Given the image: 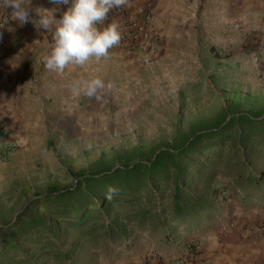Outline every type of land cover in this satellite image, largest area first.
<instances>
[{
	"label": "rangeland",
	"instance_id": "obj_1",
	"mask_svg": "<svg viewBox=\"0 0 264 264\" xmlns=\"http://www.w3.org/2000/svg\"><path fill=\"white\" fill-rule=\"evenodd\" d=\"M234 19L233 27L240 28L230 34L224 24L213 21L170 23L158 57L145 61L140 55L116 51L122 56L106 58L91 71L89 78L99 75L113 87L100 100L86 98L90 110L75 109L68 121L63 116L35 117L41 120L37 130L27 133L34 143H9L16 150L14 156L0 160V231L18 223L22 212L49 186L73 187L70 171L93 174L101 166L113 171L150 162L155 152L183 136L224 127L231 114L264 121V42L258 44L263 51L259 55L248 53L245 43L250 38L256 42V37L244 35L243 22ZM95 104L101 110L94 109ZM55 121L59 129L47 130ZM63 122L72 126L61 129ZM243 133L252 135L249 128L235 124L220 134L224 139L220 146L192 158L193 168L182 180V197L212 202L220 196L225 199L227 191L259 189L255 183L264 176V127L253 135L258 138L240 145ZM174 186L172 180L156 187L151 202L112 203L108 215L96 221L103 226L110 221L128 233L157 232L162 223L174 225ZM37 210L42 213L45 206ZM59 226L70 248L74 231L66 224ZM51 250L44 249L35 261ZM26 253L31 257L36 251Z\"/></svg>",
	"mask_w": 264,
	"mask_h": 264
},
{
	"label": "crops",
	"instance_id": "obj_2",
	"mask_svg": "<svg viewBox=\"0 0 264 264\" xmlns=\"http://www.w3.org/2000/svg\"><path fill=\"white\" fill-rule=\"evenodd\" d=\"M127 4L130 11L139 8L155 11L162 42L159 55L168 38L170 23L181 22L184 26L191 21H213L224 24L225 33L230 34L234 18L243 22L244 35L250 33L256 37V42L251 38L246 41L247 52L255 55L263 52L258 44L264 42V0H128ZM69 6L32 0L30 13L38 20L37 8L59 7L56 12L59 19ZM51 43L52 34L47 30H38L31 22L23 26L16 22L0 51V123L11 131L10 143H34L27 133L37 130L41 120L35 117L63 116L68 121L67 117L73 116L75 109L91 108L85 103L88 97L73 96L72 88L78 81L89 78L91 71L106 58L99 62L93 59L85 67L71 66L63 74H57L44 63ZM118 56L122 55L110 51L107 58ZM93 108L101 110L102 107L95 104ZM53 125L47 130L59 129L56 121ZM68 126L72 122L60 124L61 129ZM18 132L23 133L21 139L13 134ZM255 185L259 189L248 186L236 192L227 191L225 199L220 196L210 201L207 210L197 219L174 225L162 223L157 232L128 233L110 221L103 226L99 225L102 222L93 220L87 229L72 235L71 241H74L70 248L78 247L79 254L72 255L67 262L41 259L33 264H159L180 257L184 245L193 238L201 246L200 260L193 264H264V180ZM229 223H235L236 227L220 242L219 228ZM209 234L217 237L214 243L208 241Z\"/></svg>",
	"mask_w": 264,
	"mask_h": 264
},
{
	"label": "trees",
	"instance_id": "obj_3",
	"mask_svg": "<svg viewBox=\"0 0 264 264\" xmlns=\"http://www.w3.org/2000/svg\"><path fill=\"white\" fill-rule=\"evenodd\" d=\"M231 116L224 127L216 128L215 131H198L191 137L177 139L169 148L155 152L150 162H139L132 167L113 171H105L101 166L93 174H88L85 170L70 171L73 187L59 189L55 185L49 186L43 196H37L30 207L22 212L18 223L0 231V264H33L39 255H43L42 251L49 247H52L51 252L41 259L67 262L77 253L78 247L65 249L68 236L61 232L59 224H66L74 232L83 231L93 220L108 215L112 203L122 200L123 203L134 206L142 200L151 202L155 199L156 187L172 180L175 181L176 191L175 222L197 219L207 210L210 201L192 194L188 197L181 196L182 180L187 170L193 168L192 158H198L208 149L220 146L224 141L220 134L235 124L245 126L252 132V135H240V145L258 138L253 135L264 127V121L252 115ZM261 178L256 179V182L263 180L264 176ZM109 186L119 189L110 200L106 199ZM39 205L45 206L44 212L37 210ZM33 250L36 253L30 257L26 252Z\"/></svg>",
	"mask_w": 264,
	"mask_h": 264
},
{
	"label": "clouds",
	"instance_id": "obj_4",
	"mask_svg": "<svg viewBox=\"0 0 264 264\" xmlns=\"http://www.w3.org/2000/svg\"><path fill=\"white\" fill-rule=\"evenodd\" d=\"M128 0H49V3L60 6L70 5L67 11L57 19L59 7L52 9L37 8V19L30 13L32 0H0V7L8 10V17L21 26L31 22L38 30H47L52 34L49 54L44 63L48 70L63 74L71 66L85 67L93 59L99 62L109 56L110 50L119 45L122 31L118 22L113 21L106 26L104 22L109 13L125 5ZM10 10V11H9ZM111 82H106L99 75L82 79L72 88L75 97L84 95L100 100L112 89ZM119 189L109 186L106 199H111ZM210 243L217 237L209 234Z\"/></svg>",
	"mask_w": 264,
	"mask_h": 264
},
{
	"label": "built area",
	"instance_id": "obj_5",
	"mask_svg": "<svg viewBox=\"0 0 264 264\" xmlns=\"http://www.w3.org/2000/svg\"><path fill=\"white\" fill-rule=\"evenodd\" d=\"M113 21L118 22L121 27L122 40L119 45L110 51H117L126 56L140 55L145 57V61H148L150 58H155L161 53V35L158 30L157 15L154 10L139 8L135 11H130L126 3L110 12L104 25L106 26ZM15 23L16 21L9 19L8 10L0 7V51L5 47ZM234 26L235 28L233 27V30L240 28L239 25ZM10 134L11 131L0 123V160L3 162L11 159L16 151L9 144L8 138ZM235 227V223L222 225L218 232L220 242L227 236L228 231ZM183 249V254L180 257L170 259L166 262L160 261L159 264H193L200 260L201 246L198 239H191L184 245Z\"/></svg>",
	"mask_w": 264,
	"mask_h": 264
}]
</instances>
